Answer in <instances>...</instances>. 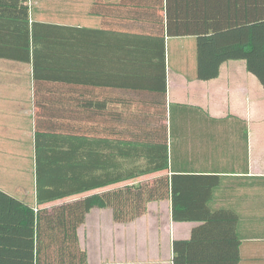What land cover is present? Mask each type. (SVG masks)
Listing matches in <instances>:
<instances>
[{"label":"crops","instance_id":"1","mask_svg":"<svg viewBox=\"0 0 264 264\" xmlns=\"http://www.w3.org/2000/svg\"><path fill=\"white\" fill-rule=\"evenodd\" d=\"M27 3L30 20L65 29L66 80L63 85L42 84L34 78L31 60L0 57V167L9 154L25 158L30 149L34 162L41 109L45 113L41 119L49 125L58 121L70 130L83 122V104L90 95L107 112L117 109L122 97L145 107L159 102L161 95L154 87L160 66L155 62L163 45L166 107L198 110L180 120L175 145L178 169L208 176L185 181L187 187H202L191 191L199 202L234 212L240 241L237 264H264V89L243 59L223 62L214 78L201 80L196 75L197 36L189 30L200 27L204 11L210 19L217 0ZM170 27L178 32L169 33ZM104 117L115 120L108 113ZM164 173H151L147 182ZM0 189L4 190L2 185ZM197 225L173 221L168 198L149 202L144 214L126 223L113 221L110 209L94 208L78 235L89 264H173L174 241L188 240ZM230 246L199 240L192 250L197 264H203L199 261L203 251L209 253L208 264H227L228 258L222 263L215 254L230 253Z\"/></svg>","mask_w":264,"mask_h":264},{"label":"trees","instance_id":"2","mask_svg":"<svg viewBox=\"0 0 264 264\" xmlns=\"http://www.w3.org/2000/svg\"><path fill=\"white\" fill-rule=\"evenodd\" d=\"M27 1L0 0V57L31 60L35 80L63 85L65 29L30 20ZM212 8L210 19L204 11L200 27L189 30L197 36V78H214L223 62L243 59L264 89V0H217ZM167 31L178 32L171 27ZM155 63L160 76L154 90L161 100L150 107L122 97L120 106L107 112L90 95L83 104V122L74 123L70 130L58 121L49 125L41 119L45 115L41 109L34 136L36 206L0 189V264H89L78 231L92 209H110L113 221L126 223L144 214L149 202L168 198L173 221L199 222L188 240L174 241L173 264H197L192 246L199 240L230 244V253L217 252L215 258L238 263L240 241L234 212L199 202L191 191L202 187H187L185 181L208 176L185 174L176 164L180 120L198 110L176 104L166 107L163 45ZM107 113L115 120L104 121ZM158 171L167 173L151 182L108 188ZM87 192L51 208L45 205ZM200 254L199 261L208 264L209 253Z\"/></svg>","mask_w":264,"mask_h":264},{"label":"rangeland","instance_id":"3","mask_svg":"<svg viewBox=\"0 0 264 264\" xmlns=\"http://www.w3.org/2000/svg\"><path fill=\"white\" fill-rule=\"evenodd\" d=\"M13 151V149H10L11 153H13ZM29 151L30 153H28L25 158L9 154V156L2 161L4 167H0V173L2 174L0 178V185H2L3 189L6 190L8 193L20 198L24 203L34 207L36 206L34 186V162L31 149ZM150 176V174H146L134 180H129L126 182H121L108 186V188L122 186L125 183L147 182L149 181ZM101 189H97L96 191H100ZM88 193L90 192L76 195L67 199L49 202L45 205L51 208L53 205L60 203L64 200L76 199ZM86 232L87 231L85 230V233ZM83 233L84 230L83 232L81 231L82 235Z\"/></svg>","mask_w":264,"mask_h":264}]
</instances>
